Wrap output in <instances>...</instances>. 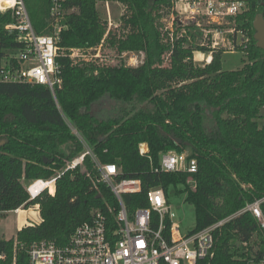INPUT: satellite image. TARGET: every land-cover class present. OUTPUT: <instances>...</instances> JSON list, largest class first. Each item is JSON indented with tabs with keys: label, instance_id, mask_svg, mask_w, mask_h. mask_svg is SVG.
I'll list each match as a JSON object with an SVG mask.
<instances>
[{
	"label": "trees",
	"instance_id": "16d2710c",
	"mask_svg": "<svg viewBox=\"0 0 264 264\" xmlns=\"http://www.w3.org/2000/svg\"><path fill=\"white\" fill-rule=\"evenodd\" d=\"M24 1L36 33L49 34V0ZM175 1L65 0L67 28L57 45L62 84L55 99L43 86L0 83V219L35 205L41 217L18 231L15 241L0 238V264H13V258L27 264L25 249L34 242L65 245L94 210L114 225L107 208L116 213L117 201L96 182L89 155L57 180L53 197L30 200L26 191L31 182L65 169L86 147L99 163L116 165L118 179L141 181L139 194L123 196L129 212L148 207L149 189L160 187L167 195L181 186L194 209L192 233L235 215L214 231L212 255L197 264L264 258V231L249 212L236 215L264 196V51L256 47L253 29L257 17L264 21V0H241L244 8L233 18L245 56L233 71L222 69L224 51L213 49H201L211 61L195 65V49L177 23L170 41L161 20L173 13ZM112 2L124 8L117 28H109L98 10ZM11 22L10 13L0 14V65L4 51L21 46L15 33L3 29ZM103 46L118 55L142 53L143 62L102 65L85 57L94 58ZM141 144L146 156L139 153ZM171 151L196 160L194 190L186 185L188 173H154L160 156Z\"/></svg>",
	"mask_w": 264,
	"mask_h": 264
},
{
	"label": "built area",
	"instance_id": "2783aa9c",
	"mask_svg": "<svg viewBox=\"0 0 264 264\" xmlns=\"http://www.w3.org/2000/svg\"><path fill=\"white\" fill-rule=\"evenodd\" d=\"M64 1L49 0L51 32L37 34L24 0H0V14L10 13L12 17V22L4 25L3 29L8 34L15 33L21 44L18 49L4 51L0 65V83L43 86L50 90L55 99V90L62 84L63 66L58 62L57 45L61 32L67 28L65 12L68 11L64 9ZM184 1L180 9L186 16L174 18L175 11H173L170 15V24L165 29L171 42L175 39V23L182 28L188 25L198 27L199 18L202 17L208 23L220 24L225 18H234L244 8L241 0ZM213 40L212 49L216 50L218 39ZM240 42L241 44L244 42L243 35ZM205 60L207 64L211 58L207 57ZM72 132L76 134L75 131ZM147 152L144 144L139 145L140 155L146 156ZM86 155L91 157L98 173L96 182L104 184L117 201L116 213L112 208H107L108 213L114 214V225L108 226L107 216L100 210H94L90 220L77 226L65 245L58 246L52 241H39L26 247L27 264H160L161 262L197 264L199 260L212 255L214 231L235 216L200 231L184 234L176 221L177 214L168 196L160 187L151 188L146 193L148 207L129 212L123 196L139 194L141 181L118 179L120 171L116 165L99 163L87 147L83 154L50 179L31 182L26 187L29 199L34 200L44 192L53 197L57 180L66 171L74 170L81 165ZM153 171L154 173H188L186 185L190 190L195 188L192 177L197 172V163L187 152L171 151L162 154L158 166L153 168ZM183 188L185 190V187ZM183 193L186 195V192ZM263 207L264 196L248 204L236 215L249 212L264 231ZM20 209L13 212L17 214ZM154 215L156 219L153 218ZM4 258L3 254L0 255V260ZM249 264H264V258L257 262L251 260Z\"/></svg>",
	"mask_w": 264,
	"mask_h": 264
},
{
	"label": "rangeland",
	"instance_id": "374dc122",
	"mask_svg": "<svg viewBox=\"0 0 264 264\" xmlns=\"http://www.w3.org/2000/svg\"><path fill=\"white\" fill-rule=\"evenodd\" d=\"M191 2L192 0H187ZM177 2V4L175 3ZM174 2L173 11H175L174 18L181 17L183 15L182 8L185 1L177 0ZM180 9V10H178ZM103 19L108 23V27L117 28L119 25V19L124 12L122 5L112 3H101L98 5ZM29 12V11H28ZM171 14H164L161 23L164 29L169 26L171 21ZM177 27L176 23L174 28ZM181 27V26H180ZM180 33L187 35L188 43L194 51V64L197 66H204L206 64V57L210 54L208 51L201 49H212L213 39L217 38L218 46H215L217 52H223L221 56L222 69L224 71H233L240 69L243 66L244 54L238 51L241 44L242 34L236 33L234 30V22L232 17L225 18L220 24L208 23L205 18H199V26L188 25L185 28L181 27ZM218 33V35L216 34ZM216 34V35H215ZM98 56H91V53L85 56L89 59L97 58V62L102 65H117L122 63L126 66L137 67L143 62L142 53H123L118 55L114 50L103 46L101 51L95 53ZM168 56H165V65H168ZM188 153V152H187ZM189 154V153H188ZM184 188L178 186L176 189L171 187L168 189L167 196L172 204L174 211L176 212V221L179 223L182 233H189L195 228V218L193 206L185 202V195L183 193ZM47 194L46 192L42 193ZM22 212V211H21ZM27 215V212L26 214ZM23 215L8 212L7 214H1L0 219V238L3 240L13 239L15 241L17 229L20 226V219ZM34 215V214H33Z\"/></svg>",
	"mask_w": 264,
	"mask_h": 264
},
{
	"label": "crops",
	"instance_id": "0c3cea01",
	"mask_svg": "<svg viewBox=\"0 0 264 264\" xmlns=\"http://www.w3.org/2000/svg\"><path fill=\"white\" fill-rule=\"evenodd\" d=\"M207 57H211V54H208ZM21 211L23 212V215H25L27 212V215L21 217L20 226L18 227L17 232L20 231L22 228H25L27 226L38 225L41 222V217L39 214V207L37 205L32 206V207L28 208L27 210L20 209L19 212H21ZM7 213H5V214H7ZM18 214L21 215L20 213H18Z\"/></svg>",
	"mask_w": 264,
	"mask_h": 264
},
{
	"label": "water",
	"instance_id": "95a60500",
	"mask_svg": "<svg viewBox=\"0 0 264 264\" xmlns=\"http://www.w3.org/2000/svg\"><path fill=\"white\" fill-rule=\"evenodd\" d=\"M253 29L255 31L254 39L256 41V47L264 51V21L261 17H257L254 20Z\"/></svg>",
	"mask_w": 264,
	"mask_h": 264
},
{
	"label": "bare ground",
	"instance_id": "6f19581e",
	"mask_svg": "<svg viewBox=\"0 0 264 264\" xmlns=\"http://www.w3.org/2000/svg\"><path fill=\"white\" fill-rule=\"evenodd\" d=\"M210 58H211V57H210ZM18 213H20V214H21L22 212H19V211H18V212H17V214H18Z\"/></svg>",
	"mask_w": 264,
	"mask_h": 264
}]
</instances>
